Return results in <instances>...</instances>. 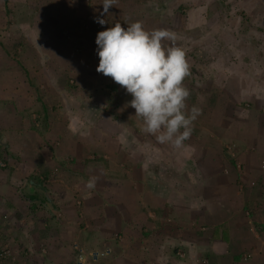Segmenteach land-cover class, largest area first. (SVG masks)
Listing matches in <instances>:
<instances>
[{"label": "rangeland", "instance_id": "obj_1", "mask_svg": "<svg viewBox=\"0 0 264 264\" xmlns=\"http://www.w3.org/2000/svg\"><path fill=\"white\" fill-rule=\"evenodd\" d=\"M139 1L142 7L137 5ZM135 3L138 7L131 6ZM93 14L101 25H129L130 32L123 35L131 46L104 45L106 40L111 43L114 33L107 31L108 26L96 29ZM140 24L149 32L144 34ZM35 29L40 32L39 40ZM96 30L105 40L95 41ZM3 56L17 72L11 77L5 76L10 70L2 71L3 81L17 94L10 101L3 91L0 93V136L1 121L7 115L20 116L27 134L43 137L46 131L48 138L33 142L21 139L23 147L19 149L18 142L8 143L7 151L0 144V169L8 178L24 177L26 193L27 179L37 176L33 173L40 168L34 155L39 150L51 151L55 169L41 180L52 183L64 179L60 168L68 165L72 174H66L65 181L71 187L70 201L77 208L80 230L90 227L82 190L92 187V176L114 161L115 151L126 155L128 144L111 140L118 132L111 128L116 124L112 118L127 121L134 100L168 105L170 111L163 116L171 121L172 134L189 131V139H193H178L186 141L178 149L219 150L238 170L243 168L239 156L244 136L251 134L264 145V0H0V58ZM4 63L3 59L0 66ZM97 67H112L114 76L97 78ZM136 71H155L157 78L161 76V82L155 81L162 93L147 89L150 99L132 94L139 89L135 83L149 81L142 75L136 77ZM6 106L10 110L3 113ZM93 134L111 141L97 143L99 135ZM249 147L256 151L253 144ZM124 160L117 162L127 168ZM81 171L87 179L78 175ZM236 184L242 186L239 179ZM30 205L27 207L32 212ZM9 212L8 225L0 230L8 242L11 236L13 242L20 239L23 223L19 220L25 222L24 230L38 225L32 213L17 220L18 209ZM11 219L17 222L11 224ZM194 226L205 229L202 223ZM48 236V230L41 231L42 240ZM113 237L123 241L124 232H115ZM67 240L74 251L83 250V262L105 254L95 246ZM37 252L44 254L43 264H61L52 252L40 248ZM177 254L184 255L181 251ZM21 262L38 263V256L24 255Z\"/></svg>", "mask_w": 264, "mask_h": 264}, {"label": "crops", "instance_id": "obj_2", "mask_svg": "<svg viewBox=\"0 0 264 264\" xmlns=\"http://www.w3.org/2000/svg\"><path fill=\"white\" fill-rule=\"evenodd\" d=\"M136 4L131 6L144 5L142 1ZM93 15L96 29L108 26L107 31L111 29L114 33L110 38L111 43L106 40L104 45H129L123 35L125 31L130 32L129 25H101L97 15ZM36 29L35 37L39 40L41 35ZM139 29L144 34L150 30L144 24H140ZM157 31L160 33L162 30ZM103 38L96 30L95 41H102ZM123 54L128 55L126 52ZM3 59L5 63L0 66V93L3 91L5 99L11 101L16 98V89L5 84L1 72L10 70L5 76L11 77L17 72L14 66L7 65L6 56ZM3 59L0 58V63ZM145 65L151 67L147 63ZM96 72L97 78L114 76L112 67H97ZM152 72H135L136 77L142 75L149 81L141 85L135 83L139 89L132 94L150 99L147 89L162 93L161 85L157 86L158 82L155 81L161 82L162 77L157 78L155 71ZM133 103L137 108L132 105L129 107L127 121L123 122L116 116L112 118L116 124L111 128L116 127L114 130L118 132L111 140L126 142V155L120 150L115 151L114 161L111 159L103 172L99 170L92 176V187L82 190L89 228H78L77 208L71 204V187L65 181L68 179L66 174H72L68 165L60 168L59 174L65 175L64 179L52 183L41 180L55 169L51 151L39 150L34 155L40 168L37 172L33 171L37 176L27 179L26 193L23 190L24 177L14 180L15 176L8 178L0 169V230L8 225L11 209H18L14 217L17 220L32 213L39 220L38 225L42 224L41 227L34 224L31 230H24L25 222L19 220L23 224L20 225L18 242H13L12 236L11 242L6 241L1 233L0 241L16 255L18 263L15 264L24 263V259L21 262L24 255L28 258L38 256V263L32 264H43L41 260L44 254H38L39 248L45 253L55 254L61 264H77V254L82 249L75 248L74 251L67 239L105 251L100 257L95 256L96 260L89 257L88 262L82 264H264V145L258 139L251 138V134L244 136L243 152L239 156L243 168L238 170L230 162L227 163L219 150L178 149L186 142H179L178 139H193H189V131H178L176 136L172 134L171 121L163 116V112L170 111L167 104L140 103L135 100ZM45 107L43 109L46 110ZM7 109L10 110L4 107L2 112L6 113ZM1 123L0 144L6 151L8 143L18 142L19 149L23 147L21 139H24L23 142H33L42 137L27 134L20 116L11 118L5 115ZM43 132V137L47 139V132ZM96 135H99V140L95 139L97 143L111 141L100 134L92 136ZM73 136L72 139L76 137ZM251 144L256 146V151L249 150ZM12 154L17 155L16 152ZM124 158L127 168L117 162ZM78 175L84 179L87 177L82 171ZM238 179L242 182L239 188L236 184ZM30 203L34 207L32 212L27 207ZM10 221L11 224L17 222ZM195 223H202L205 229L197 228ZM47 230L49 236L42 240L41 231ZM118 231L124 232L123 241L114 239ZM179 251L183 252V257L178 256Z\"/></svg>", "mask_w": 264, "mask_h": 264}, {"label": "built area", "instance_id": "obj_3", "mask_svg": "<svg viewBox=\"0 0 264 264\" xmlns=\"http://www.w3.org/2000/svg\"><path fill=\"white\" fill-rule=\"evenodd\" d=\"M0 239H1V234H0ZM93 255L92 253H90ZM102 254V252H101ZM83 257H84V252L83 250H80L79 253L77 254V264H82L83 263ZM17 261L16 255L11 251V249L4 245L2 241H0V264H15Z\"/></svg>", "mask_w": 264, "mask_h": 264}]
</instances>
